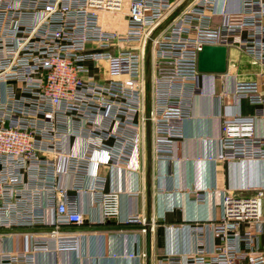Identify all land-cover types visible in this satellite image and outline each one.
I'll return each instance as SVG.
<instances>
[{"label":"built area","instance_id":"1","mask_svg":"<svg viewBox=\"0 0 264 264\" xmlns=\"http://www.w3.org/2000/svg\"><path fill=\"white\" fill-rule=\"evenodd\" d=\"M219 1L0 0V229L47 226L38 234L74 249L75 236L59 225L82 226L85 215L77 197L55 201L51 180L72 174L79 191L94 176L90 190L103 220L118 218L119 191L107 189L89 163L144 157L148 125L153 155L175 154L191 97L205 91V77L223 73L199 70L204 45L236 48L264 67V0ZM260 85L236 80L233 93L261 107L253 116L222 117L216 159H264L256 127L264 119ZM230 93L223 87L222 101ZM65 136L74 138L71 151L63 149ZM250 190L225 192L222 216L208 224L221 238L212 251L194 249L163 264H264V186ZM45 191L56 202L55 219L40 203ZM144 222L137 212L127 221ZM28 258L13 251L1 264Z\"/></svg>","mask_w":264,"mask_h":264},{"label":"crops","instance_id":"2","mask_svg":"<svg viewBox=\"0 0 264 264\" xmlns=\"http://www.w3.org/2000/svg\"><path fill=\"white\" fill-rule=\"evenodd\" d=\"M223 1L218 2L220 6ZM262 70L264 67L248 54L228 49L226 71L205 77V91L191 97L190 112L183 121L184 136L176 140L172 157H156L152 149L148 157L146 136L144 157L139 152L126 165L89 163L91 173L99 170L106 179L107 189L119 191L118 218L103 220L100 204L90 190L94 176L86 177L84 183L89 188L79 191L74 190L80 183L72 174L51 180L50 184L58 187L55 201L77 197L78 208L85 215L82 226L59 225L62 234L75 236L76 247L59 249L54 237L39 235L48 230L47 226L14 227L13 231L3 228L0 264L3 255L13 251L23 258H33L25 260L26 264H163L170 256L185 259L194 249L212 251L221 238L208 224L222 216L225 192L248 194L250 189L264 186V159H216L222 117L253 116L261 107L233 93L236 80H259L264 92ZM223 87L231 92L224 101L220 96ZM256 127L258 133L264 134V119H257ZM73 141L72 136H65L63 149L71 151ZM63 164V158L58 157L56 167ZM42 195L40 203L50 220L55 219L56 202H49L46 191ZM134 212L140 213L143 224L127 223ZM197 226L201 231H196ZM41 243L47 248L41 249Z\"/></svg>","mask_w":264,"mask_h":264},{"label":"water","instance_id":"3","mask_svg":"<svg viewBox=\"0 0 264 264\" xmlns=\"http://www.w3.org/2000/svg\"><path fill=\"white\" fill-rule=\"evenodd\" d=\"M147 55L148 80L150 79V64ZM228 62V48L225 45H204L199 53L198 67L203 72H225ZM147 150L148 157H151V130L147 126Z\"/></svg>","mask_w":264,"mask_h":264}]
</instances>
